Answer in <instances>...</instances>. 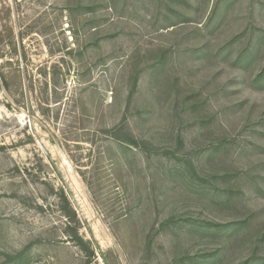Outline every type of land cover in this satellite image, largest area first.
<instances>
[{"label": "rangeland", "instance_id": "rangeland-1", "mask_svg": "<svg viewBox=\"0 0 264 264\" xmlns=\"http://www.w3.org/2000/svg\"><path fill=\"white\" fill-rule=\"evenodd\" d=\"M0 264H264V0H0Z\"/></svg>", "mask_w": 264, "mask_h": 264}]
</instances>
